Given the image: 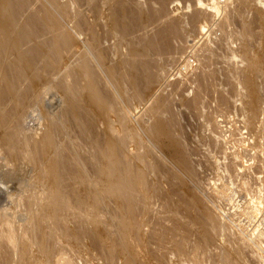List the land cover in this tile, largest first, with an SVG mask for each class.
I'll return each instance as SVG.
<instances>
[{"label":"bare ground","instance_id":"bare-ground-1","mask_svg":"<svg viewBox=\"0 0 264 264\" xmlns=\"http://www.w3.org/2000/svg\"><path fill=\"white\" fill-rule=\"evenodd\" d=\"M200 1L0 0V264H264V0Z\"/></svg>","mask_w":264,"mask_h":264},{"label":"rangeland","instance_id":"rangeland-1","mask_svg":"<svg viewBox=\"0 0 264 264\" xmlns=\"http://www.w3.org/2000/svg\"><path fill=\"white\" fill-rule=\"evenodd\" d=\"M202 1H204V0H201L200 2H202ZM199 7H202V5L200 6H197L196 8H199ZM151 34V32L149 33V35ZM200 42V39H197V41L195 42V44L194 45H197L198 43ZM190 45L192 44L191 42L189 43ZM188 52V50L187 49H185L181 54H179V55H177L176 56V58H179L180 56H185V53H187ZM182 64H180V60H177V62H176V66H181ZM192 74H193V72H191ZM189 76H191V75H189ZM179 78H181V76H178ZM178 77L176 76V77H173L172 79H170L169 80V83H170V85H168V83H166L165 85H167L166 86V88H164L163 90H165V89H169L168 91H170L171 90V88L172 87H170L169 88V86H172L174 83H176L177 81H178ZM174 79V82L172 81ZM172 81V82H171ZM172 84V85H171ZM165 85H164V87H165ZM165 91H167V90H165ZM52 92V91H51ZM49 93V95L50 94H53V93ZM178 92H180V91H178ZM49 95H47L46 97H44L43 98V100L45 101H43L42 100V106H45L47 103H46V100L47 99H50V97H51V95L49 96ZM49 97V98H48ZM50 100H54V101H52V103L54 104V103H56V97H51V99ZM39 107H41L40 105H39ZM38 107V105H35L34 106V112L35 113H30V111H26V112H24L23 111V113H22V115H20L21 117L19 118L20 119V121H19V123L20 124H22V128L23 129H26V131H31V132H34V130L36 129L37 130V121L38 120H36V119H38L40 116H39V112H41L40 111V108ZM32 109H33V107H32ZM32 112V111H31ZM36 116V117H35ZM18 119V120H19ZM218 120H220V118L218 119ZM220 121H222V120H220ZM229 126L227 125V128H228ZM34 128V129H33ZM227 128H226V130H227ZM35 130V131H36ZM228 135V134H227ZM227 153L229 154V152L227 151ZM242 167H240L239 168V172H241L242 174H243V172L245 171V169L243 170V169H241ZM216 170H211L210 172H207V173H205V174H203V175H200L201 177H199V181L200 182H202V184H204V185H206V184H208L207 182H208V179L210 180L209 181V185L207 186L206 185V189L207 190H209L210 192H213L219 185H221L222 183H220V182H217L216 181V179H217V177H218V173H216L215 172ZM243 171V172H242ZM249 171H250V175H251V180H252V184H253V186H255L254 184H256L257 182L254 180L255 179V177H258V176H261L259 173H260V171H261V165H260V163L258 162V160L257 161H255V163H253V165H251L250 167H249ZM213 172H215L216 173V176H215V178L213 179V177H214V173ZM246 172V171H245ZM244 172V173H245ZM210 173V174H209ZM214 175H213V174ZM207 174V175H206ZM209 174V175H208ZM211 174H212V177H211ZM203 176H205L206 178H204V179H206V180H203L202 178H203ZM210 176V177H209ZM253 178V179H252ZM203 180V181H202ZM205 181V182H204ZM212 181V182H211ZM255 181V182H254ZM1 182V181H0ZM193 183H194V181L191 183V181L189 182V180L187 181V184L188 185H190V186H192L193 185ZM1 185H4V184H2V182H1V184H0V198L2 199L3 198V196H5V192L6 191H4V190H6L5 188H4V186H2L3 188H1ZM10 186L12 185V183H10L9 184ZM2 189H3V191H2ZM5 194H4V193ZM199 195V194H198ZM227 201H222L221 203H220V205H222V206H224V205H227ZM249 204H250V202H247L246 204H244L243 206H242V208H241V210H240V212H241V214H243L244 212H246L247 211V207L249 206ZM247 205V206H246Z\"/></svg>","mask_w":264,"mask_h":264}]
</instances>
